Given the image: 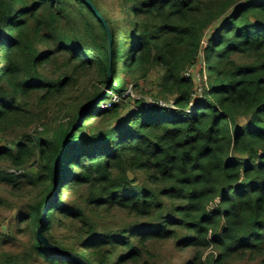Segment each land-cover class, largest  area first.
Here are the masks:
<instances>
[{
    "label": "trees",
    "instance_id": "trees-1",
    "mask_svg": "<svg viewBox=\"0 0 264 264\" xmlns=\"http://www.w3.org/2000/svg\"><path fill=\"white\" fill-rule=\"evenodd\" d=\"M91 2L109 25L111 51L85 0H0L1 131L33 115L32 96L51 103L81 72L98 78L67 126L0 149V161L15 170H0V181L37 192L19 216L87 264H137L149 242L168 240L195 251L189 264L264 257V0H121L123 19ZM54 43L73 69L51 78L41 71L56 52L41 47ZM154 68L163 70L161 99L175 108L129 102L126 77L138 87ZM111 92L122 102L104 109ZM96 210L127 211L145 223L99 229ZM59 215L84 223L80 247L53 239ZM33 248L52 264H76L37 237Z\"/></svg>",
    "mask_w": 264,
    "mask_h": 264
},
{
    "label": "rangeland",
    "instance_id": "rangeland-1",
    "mask_svg": "<svg viewBox=\"0 0 264 264\" xmlns=\"http://www.w3.org/2000/svg\"><path fill=\"white\" fill-rule=\"evenodd\" d=\"M100 6L111 10L116 19H123L125 16L120 11L121 0H95ZM57 44L52 47L42 46V50L53 49L55 59L43 68L41 73L47 77H59L62 74L72 71V65L65 66L69 57L64 51L57 52ZM242 59H239L241 61ZM75 64V63H74ZM201 69V63L191 66L188 70L192 75L197 74ZM81 72V71H80ZM81 79L78 85L73 87L70 92L65 94L59 100L51 103L38 104L39 100L36 96H32L29 100L32 102L31 110L33 115L25 121L21 126L10 128L8 130H0V149L10 148L16 149V145L25 135L38 134L45 137L49 131H54L62 126H67L70 118L75 111L86 103L87 97L85 93L92 94L94 91L93 84L97 82L96 71L89 73L81 72ZM163 70L154 68L146 79H138V87H135V79L126 77L127 92L132 96L129 102L133 103V99L149 102L151 100L161 99L160 82ZM173 99L172 97H168ZM33 103L35 105H33ZM89 107L86 108L85 112ZM240 124L246 120H239ZM32 160L27 171L34 172L38 165L33 166ZM0 170L5 172H14L13 166L9 162L0 161ZM26 171V172H27ZM17 173H21L17 171ZM84 193V192H83ZM37 192L33 190L29 184L13 185L0 181V258L4 255H15L18 258V264H52L44 257L40 256L33 248L37 233L34 228L22 220L19 216L21 211H27L31 202L36 197ZM82 197H86L82 195ZM77 199L78 197L71 195L68 199ZM77 201L82 202L84 207L88 205L86 199L78 198ZM89 209V208H87ZM95 222L99 229L123 230L130 229L132 225L144 224L142 219H136L127 211L114 210L108 212L105 210H96ZM98 214V216H96ZM61 223H56L55 234L53 239L61 241L68 247H80L82 238H77L78 228L84 223L79 218L67 220L64 217ZM48 240V235H45ZM54 245H57L53 242ZM58 246V245H57ZM62 249V248H61ZM143 249L142 259L137 264H189L195 256L193 249L182 250L179 248L175 240L162 242H149ZM65 250V249H63ZM66 251V250H65ZM68 252V251H67ZM264 257L257 258L256 261L238 260L233 264H264ZM133 264V263H131Z\"/></svg>",
    "mask_w": 264,
    "mask_h": 264
},
{
    "label": "water",
    "instance_id": "water-1",
    "mask_svg": "<svg viewBox=\"0 0 264 264\" xmlns=\"http://www.w3.org/2000/svg\"><path fill=\"white\" fill-rule=\"evenodd\" d=\"M90 8L94 11L95 15L97 16V18L103 23L107 34H108V49L109 51H111V40H112V34L109 28V25L107 23V21L105 20V18L102 16V14L97 10V8L93 5V3L91 2V0H85ZM110 58H111V54H110ZM109 75V81H108V86L106 91L108 90V87L110 86V73H108ZM97 102L93 103L90 108L88 110H91ZM87 110V111H88ZM37 239L40 243H42L43 245H45L50 251H52L55 255L62 257V258H66L70 261H73L76 264H87L84 260L80 259L79 257L73 255L70 252H67L63 249H61L59 246L54 245L52 243H50V241L48 240V238L45 236V229L44 226L41 225L37 231Z\"/></svg>",
    "mask_w": 264,
    "mask_h": 264
},
{
    "label": "built area",
    "instance_id": "built-area-1",
    "mask_svg": "<svg viewBox=\"0 0 264 264\" xmlns=\"http://www.w3.org/2000/svg\"><path fill=\"white\" fill-rule=\"evenodd\" d=\"M187 75H191V72L189 70L187 72ZM201 92H202V90L199 89V93H201ZM126 94H129V93L126 92ZM121 102H122V97L117 93L111 92L110 97L107 100H105L101 106L104 109H108V108H112L113 106H115L117 104H121ZM144 104L147 107L159 104V105L164 106V107L175 108L174 102L172 100L157 99V100H151L149 102H144Z\"/></svg>",
    "mask_w": 264,
    "mask_h": 264
}]
</instances>
